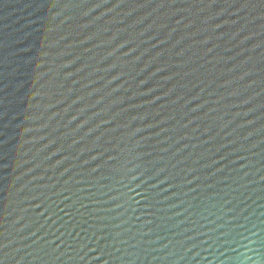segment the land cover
Listing matches in <instances>:
<instances>
[{"label": "water", "instance_id": "95a60500", "mask_svg": "<svg viewBox=\"0 0 264 264\" xmlns=\"http://www.w3.org/2000/svg\"><path fill=\"white\" fill-rule=\"evenodd\" d=\"M0 264H264V0H0Z\"/></svg>", "mask_w": 264, "mask_h": 264}]
</instances>
